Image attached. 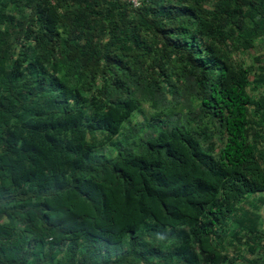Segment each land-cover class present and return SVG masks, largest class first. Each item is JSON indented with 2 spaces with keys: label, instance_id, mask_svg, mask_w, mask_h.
Masks as SVG:
<instances>
[{
  "label": "trees",
  "instance_id": "trees-1",
  "mask_svg": "<svg viewBox=\"0 0 264 264\" xmlns=\"http://www.w3.org/2000/svg\"><path fill=\"white\" fill-rule=\"evenodd\" d=\"M258 38L264 0H0V264H232L230 223L254 254Z\"/></svg>",
  "mask_w": 264,
  "mask_h": 264
},
{
  "label": "rangeland",
  "instance_id": "rangeland-1",
  "mask_svg": "<svg viewBox=\"0 0 264 264\" xmlns=\"http://www.w3.org/2000/svg\"><path fill=\"white\" fill-rule=\"evenodd\" d=\"M209 7V5L207 4ZM17 10L13 7H10L6 10V14L8 15H17ZM234 58L240 59L244 65H252L254 67L259 66L263 60H264V40L262 38H258L254 41L253 47L249 49L248 51H239L237 53H234ZM255 72V71H254ZM255 74H257L255 72ZM256 75H251L249 77V80ZM260 89L257 88V90L251 91L252 98H255L260 94ZM152 111L146 106L142 105L140 112H137L131 116L129 119V124H127V128H131L132 126H137L140 123L144 121H149L152 118ZM251 115V112H250ZM251 124L250 133L254 134L256 137L257 143L259 142V138L257 134L260 135V144L259 147H264V122H259L255 124L254 121ZM115 140L111 143H107L103 145L101 148H99L96 152V155H101L104 157H110L115 154L114 150V144L118 138H114ZM264 195V194H263ZM239 209L242 211L252 212L257 215L258 217V226L261 227V231L264 234V211L260 208H258L257 202L248 197L247 202L240 204ZM247 212H244V215H246ZM226 241L229 243L225 245L223 243V246L226 248L225 250L228 252V257L231 259L234 257L232 264H247V262L251 260H257L258 264H261L262 260V254L264 253V241H261L260 245L257 248V251L254 254H249L244 246L238 245L236 243H233V236L234 233H238V227L236 225L232 226L230 223V226L226 230Z\"/></svg>",
  "mask_w": 264,
  "mask_h": 264
},
{
  "label": "built area",
  "instance_id": "built-area-1",
  "mask_svg": "<svg viewBox=\"0 0 264 264\" xmlns=\"http://www.w3.org/2000/svg\"><path fill=\"white\" fill-rule=\"evenodd\" d=\"M120 1L126 3L128 6H130V8L134 9L139 6L141 0H120ZM261 209L264 211V202L261 206Z\"/></svg>",
  "mask_w": 264,
  "mask_h": 264
}]
</instances>
